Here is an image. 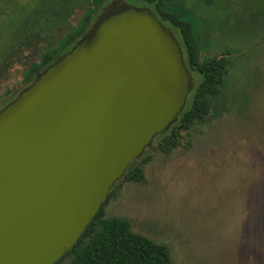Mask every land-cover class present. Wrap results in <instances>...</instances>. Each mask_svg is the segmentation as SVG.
<instances>
[{
	"label": "water",
	"instance_id": "water-1",
	"mask_svg": "<svg viewBox=\"0 0 264 264\" xmlns=\"http://www.w3.org/2000/svg\"><path fill=\"white\" fill-rule=\"evenodd\" d=\"M177 41L144 8L106 15L0 109V264H53L185 104Z\"/></svg>",
	"mask_w": 264,
	"mask_h": 264
},
{
	"label": "rangeland",
	"instance_id": "rangeland-1",
	"mask_svg": "<svg viewBox=\"0 0 264 264\" xmlns=\"http://www.w3.org/2000/svg\"><path fill=\"white\" fill-rule=\"evenodd\" d=\"M180 1L201 29L211 26L209 38L215 44L243 51L229 72L227 88L234 96L170 153L149 149L143 181L121 182L106 201L104 215L125 218L132 231L165 243L171 264H264L263 24L240 22L257 9L248 0H239L238 7L225 6L228 0H216L217 5L213 0ZM33 6V0H0V57L5 59L0 60V108L24 87L23 71L47 44L40 33L39 41L31 38L28 46L17 41L2 52L5 40L12 41V26L19 37L26 36L20 25L27 23L26 16L32 19ZM86 7L72 9L66 18L69 26ZM114 8L97 13L87 30L94 31ZM48 28L42 26L41 32ZM51 29L53 36L46 38L55 46L62 30ZM215 50L211 45L208 55ZM189 75L193 80L188 92L195 83ZM67 262L65 258L57 264Z\"/></svg>",
	"mask_w": 264,
	"mask_h": 264
},
{
	"label": "trees",
	"instance_id": "trees-1",
	"mask_svg": "<svg viewBox=\"0 0 264 264\" xmlns=\"http://www.w3.org/2000/svg\"><path fill=\"white\" fill-rule=\"evenodd\" d=\"M108 1L33 0L34 6L30 13L32 19L28 15L27 23L20 25V32L25 30L26 36L19 37L16 33L17 28L12 26L10 32V35H13V38L10 37L12 41L3 39L5 47L2 48L3 52L6 48L17 44V41L21 42V45L28 46L31 44V38H34L36 42L43 36L42 39L46 40L47 44L40 51L37 59L28 62L22 73L24 87L74 45L76 38L88 28L90 21ZM126 1L144 3L143 5L161 25L175 31L174 36L181 51L182 63L188 74L193 75L195 83L186 95L184 106L167 129L155 134L140 155L127 164L122 176L107 191L97 211L75 242L53 264L65 258L68 259L67 264H171L169 249L165 243L154 241L132 231L125 218L105 216L104 205L121 182L143 181L142 165L149 159V149L162 154L170 153L174 148L185 143L192 130L208 121L216 108L222 104L221 102L232 99L234 96L233 90L227 88L229 72L243 51L241 52L237 46L226 44L219 46L214 40H210L208 30L211 26L207 25L205 29L204 27L201 29L198 19L190 15L180 0ZM248 1L253 2L257 9L253 14L248 15L246 20L243 19L240 22H261L263 25L259 31L264 35V0ZM215 2L217 3L213 0V3ZM228 3H235L238 7L239 0H228L225 6ZM83 4L87 7L80 19L74 26H69L66 18L72 9ZM205 21L204 23L207 24V20ZM47 25L49 28L42 33V26ZM51 26L62 30V34L58 37V44L55 46L51 45V39L46 38V35L53 36ZM262 34L259 35L260 38L263 37ZM211 45L217 51L208 55ZM3 59L0 57V60ZM15 95L16 93L11 94L9 99L11 100Z\"/></svg>",
	"mask_w": 264,
	"mask_h": 264
},
{
	"label": "flooded vegetation",
	"instance_id": "flooded-vegetation-1",
	"mask_svg": "<svg viewBox=\"0 0 264 264\" xmlns=\"http://www.w3.org/2000/svg\"><path fill=\"white\" fill-rule=\"evenodd\" d=\"M109 6H114L115 8L111 11V12H109V14H111V13H114V12H117V11H120V10H124V9H128V8H131V7H133V8H136V9H139V8H144V9H146L147 11H149L147 8H146V6H143V5H133L132 3H130V2H128V1H126V0H118V1H116V0H109L101 9H100V11H99V13H102L103 11V9H105V8H107V7H109ZM106 15H108V14H105L103 17H105ZM103 17L102 18H100V19H103ZM94 22V21H93ZM93 22H91L90 24H89V26H91L92 24H93ZM88 26V27H89ZM93 26V25H92ZM162 27L164 28V29H166V30H168V32L170 33V35L176 40V38H175V36L172 34V32H171V30H169V29H167L165 26H163L162 25ZM93 33V31H91L90 32V30L88 31L87 29L80 35V36H78L79 37V39H76V41H75V43H74V45L75 44H77V43H80L82 40H84V39H86L87 37H89V35H91ZM177 41V40H176ZM178 43V42H177ZM73 45V46H74ZM72 46V47H73ZM71 47V48H72ZM70 48V49H71ZM69 49V50H70ZM64 54V53H63ZM189 75V74H188ZM192 76H190L189 75V81H188V84L189 85H191V82H192ZM24 88V87H23ZM10 101V100H9ZM8 103V102H7ZM6 103V104H7ZM3 107V106H2ZM1 107V108H2ZM0 108V109H1Z\"/></svg>",
	"mask_w": 264,
	"mask_h": 264
}]
</instances>
